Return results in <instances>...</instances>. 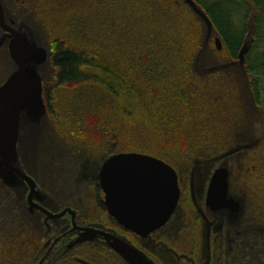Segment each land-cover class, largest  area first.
I'll use <instances>...</instances> for the list:
<instances>
[{
    "label": "trees",
    "instance_id": "obj_1",
    "mask_svg": "<svg viewBox=\"0 0 264 264\" xmlns=\"http://www.w3.org/2000/svg\"><path fill=\"white\" fill-rule=\"evenodd\" d=\"M100 1L76 23L91 36L84 40V33L70 34L79 39L76 47L86 44L85 51L55 45L51 56L55 87L86 88L68 100L65 120L76 129L100 125L101 112L116 108V116L143 123L138 125H145L159 142L158 148L135 144V152L173 167L186 154H197L200 144L211 146L199 158L222 153L227 143L223 138L243 114L233 89L234 80L242 76L236 67L202 78L195 73L192 62L202 46L203 22L183 0ZM194 1L211 20L229 62L238 59L252 21L245 71L255 104L264 111V0Z\"/></svg>",
    "mask_w": 264,
    "mask_h": 264
},
{
    "label": "rangeland",
    "instance_id": "obj_2",
    "mask_svg": "<svg viewBox=\"0 0 264 264\" xmlns=\"http://www.w3.org/2000/svg\"><path fill=\"white\" fill-rule=\"evenodd\" d=\"M97 1L35 0L34 4H29L31 5V9L28 10L29 13L26 12L22 15L23 20L18 21L16 27L17 30L25 34L24 36L28 41L46 48L49 55L48 63L42 67L39 73L43 80V88L48 89L47 92H49L50 101L52 102L47 106L48 112L45 113L40 124H36L34 119L27 120L24 117L23 124L20 127L18 157L16 159V165L24 173L25 171L30 174L33 173L38 180L43 181L42 185L47 188L48 192H53L54 189L66 190L70 188L68 183L77 174L75 169L77 163L84 164L88 160L90 163L92 162L89 167L97 168L116 152L136 151L135 147L137 145L135 144H140L142 148L150 145L155 148L159 146V142L146 131V126L138 125L143 123H133L129 119L122 120L120 116H116L118 114L116 108H106L101 112L102 122H100V125L85 124L80 129H76L73 124L71 125L64 118L65 112L63 110H65L68 100H71L74 93L86 88L84 87L85 84L76 88L55 87L54 75L56 68L52 65L50 57L56 50L55 45L58 48H78L80 50L84 48L85 51L86 44L76 47V41L79 39L75 38L80 37V33H84L82 35L84 40L91 35H89L88 29L85 30L77 26L76 23L78 18L87 14ZM74 2H77L79 6L73 7ZM104 2V0H101L100 4ZM33 5H37L36 9H33ZM82 8L85 10L83 11ZM74 14H76L75 17ZM70 34L77 36H70ZM210 42L203 53L197 52L192 62L193 70L201 78L203 76L208 77L212 67L232 62L226 60L228 56L225 50L218 51L216 46L210 44ZM16 70L17 66L10 58L7 44H5L4 47L0 48V86ZM233 83V89L236 91L235 103L238 104L243 114L240 116V122L233 125L235 130L230 127L231 134L223 138L227 142L225 150L222 153L214 154V156L199 158L198 155L204 150L208 152L209 148L207 146H211L208 143L200 144L195 147L197 154L193 152L190 155L186 154L187 157L182 158L174 167L181 177L182 189L186 193L188 189H191L192 179L194 184L196 183L195 185H200L203 178H206L212 169L218 166L228 168L230 194L232 196H242L243 202L245 199L246 207L248 211L250 210V219L254 221V225H261L259 228L260 231H263L264 111L255 106L248 97L247 80H243L241 77L234 80ZM45 91L44 89L42 93L43 103ZM162 149L163 147L160 149V153L165 154ZM52 165L53 168L56 167V171L51 174L49 167ZM193 173L194 177H192ZM253 175L255 179L249 185ZM4 188L12 191L13 195L17 197L22 196L26 191L23 181L20 179H15L11 187L5 185L0 179V200L9 197V202L12 205L18 204V198L16 196L11 197L10 193ZM1 219L2 217H0ZM227 219L230 222L231 220L235 221V217ZM22 236L24 237L22 241L23 254L18 262L26 264L31 255L26 250L28 236L26 233ZM16 261L14 260V262Z\"/></svg>",
    "mask_w": 264,
    "mask_h": 264
},
{
    "label": "flooded vegetation",
    "instance_id": "obj_3",
    "mask_svg": "<svg viewBox=\"0 0 264 264\" xmlns=\"http://www.w3.org/2000/svg\"><path fill=\"white\" fill-rule=\"evenodd\" d=\"M0 3L5 7L7 25L17 30L18 21L29 13L32 2ZM4 33L0 26V38ZM44 103L47 108L46 95ZM118 153L128 152L111 156ZM91 164L88 160L77 163L70 188H53V192L25 171L33 180L34 195L30 196L31 188L23 181L26 191L20 197L15 195L18 204H10L9 197L0 200V264H20L25 233L26 250L31 255L26 264H131L115 247L113 238L125 241L154 264H264V230L250 219L245 199L243 202L242 196L230 194V181L228 196L239 203L237 213L207 203L211 177L225 166L212 169L200 185L192 179L187 193L178 174L181 195L174 214L165 225L142 237L126 230L109 214L100 184L102 165L94 169ZM49 170L52 174L56 167L52 165ZM234 217L232 223L227 219Z\"/></svg>",
    "mask_w": 264,
    "mask_h": 264
},
{
    "label": "water",
    "instance_id": "obj_4",
    "mask_svg": "<svg viewBox=\"0 0 264 264\" xmlns=\"http://www.w3.org/2000/svg\"><path fill=\"white\" fill-rule=\"evenodd\" d=\"M183 1L204 25L200 54L204 52L212 37L217 50L221 51L223 49L221 39L214 36L215 28L205 11L194 0ZM0 26L5 31L0 38V48L7 44L10 58L17 66V70L0 86V179L9 187L13 185L15 179L27 182L32 197L34 183L31 177L26 176L16 165L17 148L24 117L27 120L34 119L36 124H40L47 112L42 98L43 80L39 71L48 63L49 55L46 48L31 43L24 33L7 25L5 7L1 3ZM252 36L251 21L238 59L212 67L209 72L236 67L243 80H247L245 64ZM247 81L248 97L257 106L251 94L249 80ZM99 177L109 214L126 230L142 237H146L169 221L181 195L176 170L164 160L147 154L136 152L115 154L103 163ZM228 195L229 170L220 167L211 177L207 203L211 207L228 208L237 213L239 203ZM113 240L115 247L131 264H154L125 241L114 238Z\"/></svg>",
    "mask_w": 264,
    "mask_h": 264
}]
</instances>
